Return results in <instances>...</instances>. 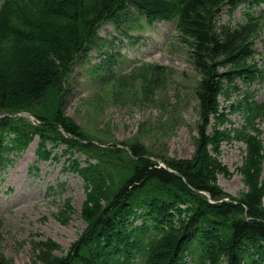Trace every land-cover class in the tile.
Masks as SVG:
<instances>
[{
  "label": "trees",
  "instance_id": "trees-1",
  "mask_svg": "<svg viewBox=\"0 0 264 264\" xmlns=\"http://www.w3.org/2000/svg\"><path fill=\"white\" fill-rule=\"evenodd\" d=\"M123 1L5 0L0 4V112H28L43 124L35 127L21 118L0 119V143L9 140L24 148L38 134L42 147L45 142L62 140L88 157L98 156L87 168L77 164L72 169L80 173L89 190L82 211L88 228L66 254L79 263L121 264L116 248L121 238L130 237L133 218L139 216L161 232L152 244L148 264H176L187 250L198 264H264V146L260 135L248 131L260 133L256 125L258 119L264 121V106L248 100L234 105L233 112L246 117L245 127L233 132L221 129L228 119L221 114L218 99L229 98L227 81L232 83L236 75L250 78L236 73L249 54L250 28H226L216 35L212 24L215 10L231 0H182L184 5L179 0H133L152 16L180 15L182 36L202 74L195 91L202 122L196 151L191 159L162 158L187 183L141 158L148 152L136 143L132 148L138 160L124 153L102 158L80 142L83 131L66 117L65 78L96 25ZM60 127L79 140L64 139ZM233 139L246 145L237 169L245 185L237 198L241 204L213 205L195 191L208 192L214 200L230 198L218 186V176L231 177L221 155L222 146ZM35 250L36 263L64 261L55 255L61 246L51 240L36 244ZM0 264L10 263L1 255Z\"/></svg>",
  "mask_w": 264,
  "mask_h": 264
},
{
  "label": "rangeland",
  "instance_id": "rangeland-1",
  "mask_svg": "<svg viewBox=\"0 0 264 264\" xmlns=\"http://www.w3.org/2000/svg\"><path fill=\"white\" fill-rule=\"evenodd\" d=\"M228 11L226 7L218 20L217 17L212 18L215 33L226 27L225 24L228 26L229 22L236 25L245 21L242 9L233 16ZM259 35L255 42L257 54L252 56L253 60L250 59L248 65L254 66L258 62L264 68V57L260 56L264 52V24L258 26L253 37ZM178 40L179 29L177 31L175 22L164 26L154 40V44L160 46V57L155 62L177 70L174 81L161 93L153 91L150 84L138 79L113 84L103 95L100 90L97 93L89 91L87 69L99 62V52L94 50L88 59L81 58L71 80L69 96L64 97L69 98L65 113L83 125L92 137L130 142L131 146L136 143L143 147L144 153L163 155L167 161L191 158L199 142L198 126L201 121L194 93L201 76L190 62L192 49L183 39ZM249 88L256 90L258 101L264 102V83H256ZM236 98V95L233 96V99ZM232 120L236 127L243 124L239 116L232 117ZM262 136L264 140V134ZM245 149L242 143L222 148V161L233 175L230 179L220 177L219 183L231 194L227 200L232 205L241 203L237 196L244 190V182L237 169L242 164ZM23 157H27L28 161L35 159L33 151H28ZM64 161L51 165L40 163L42 177L34 182L33 192H30L32 200L28 205L14 211L8 209L5 197L0 193V256L10 264H38L34 262L31 243L35 238H38L35 241L42 238L55 240L67 248L84 229L85 222L80 217L85 200L82 182L62 171L66 165ZM47 171L45 179L44 172ZM60 179L63 189L46 191V182L55 185ZM67 199L72 200L74 212L59 220L57 214ZM262 205L264 207V200Z\"/></svg>",
  "mask_w": 264,
  "mask_h": 264
}]
</instances>
